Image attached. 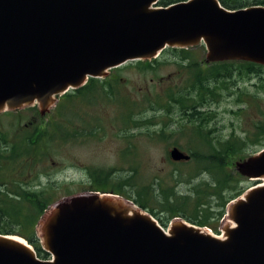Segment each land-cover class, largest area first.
<instances>
[{
  "label": "water",
  "instance_id": "1",
  "mask_svg": "<svg viewBox=\"0 0 264 264\" xmlns=\"http://www.w3.org/2000/svg\"><path fill=\"white\" fill-rule=\"evenodd\" d=\"M157 1L0 0V113L37 104L44 114L89 78L166 48L203 44L207 63L264 66L263 5ZM169 157L190 159L177 147ZM236 165L242 176L263 180L264 147ZM226 208L232 224L218 237L178 217L164 229L112 192L73 195L51 204L37 222L51 259H40L23 238L0 234V264H264V182Z\"/></svg>",
  "mask_w": 264,
  "mask_h": 264
},
{
  "label": "trees",
  "instance_id": "2",
  "mask_svg": "<svg viewBox=\"0 0 264 264\" xmlns=\"http://www.w3.org/2000/svg\"><path fill=\"white\" fill-rule=\"evenodd\" d=\"M179 1L183 0H159L156 5L166 7ZM218 1L228 9L250 5L264 6V0ZM198 50L203 52L204 46L201 44L190 48H166L159 55L164 59L158 56L152 58L153 60L128 62L129 66H134L139 71L151 73H155L167 63L176 64L184 75L185 83L166 96H146V100L141 102H130L135 112L131 108L127 110L128 114L122 112L121 128L123 132L132 127L139 130L141 127L145 129L157 125V118L168 117L170 108L177 106L180 118L184 120L186 130L188 129L189 135L192 136L189 142L194 144L189 150L190 159L187 162L193 163V171L182 177V172L176 170L167 178L156 175L145 182L135 181L139 170L136 163H131L129 173L120 177H111V171L98 172L94 169L90 172L89 189L112 192L131 199L153 216L157 214L152 206L153 201H156L158 208L168 214L165 220H159L163 227L171 218L183 216L195 225L216 230V224L225 212L226 204L243 192V189L238 187L241 180L229 172L230 161L237 155L243 156L249 149L264 146V117L253 124V130L247 131V135L245 133L241 137L242 135L232 132L226 139H220L210 135L212 111H205L204 108L218 103L224 91L230 92L235 76L249 79L255 75L262 81L259 88H264V66L248 61L207 63L204 57H199ZM118 85L121 83L117 74L110 73L104 78H89L84 86L59 97L52 119L49 118L44 123L29 120L23 126L17 124L10 129H3L0 124V234L22 237L40 258H47L48 254L41 249L36 226L43 212L59 199L58 187L63 185L58 184V180H52V175L48 172V161L52 158L54 145L60 148L68 141L70 121L67 114L71 103H78L84 108L101 104L103 100L109 101L112 97L115 98ZM244 94L247 95L245 92ZM126 99L122 97L116 100L117 103L126 105V102H129ZM145 102L146 105H142ZM63 111H66L65 115ZM160 126L152 132L145 129L143 134L152 139L163 138L168 133L166 127L169 123L164 121ZM74 132L82 134L81 129L74 128ZM127 137L126 135L125 138ZM197 142L203 148L198 146ZM206 173L211 175L209 181L198 179L201 174ZM195 179L199 181L193 182ZM179 183L188 184L185 193L175 190ZM127 187H131L135 193L134 199L126 193ZM212 201L215 204L212 205Z\"/></svg>",
  "mask_w": 264,
  "mask_h": 264
},
{
  "label": "rangeland",
  "instance_id": "3",
  "mask_svg": "<svg viewBox=\"0 0 264 264\" xmlns=\"http://www.w3.org/2000/svg\"><path fill=\"white\" fill-rule=\"evenodd\" d=\"M198 54L199 57H204L205 50L203 52L198 50ZM195 55L197 56L196 52ZM159 58L164 59L161 56ZM111 74H117L121 83V85H118L119 88L115 90V98L112 97L109 101L103 100L101 104L88 105L90 107L85 106L84 108L78 103H71V108L67 114L70 121L69 126L70 128L72 126V129H81L83 134L76 137L71 136L72 138L69 137L68 141L63 143L60 148L54 145L52 158L48 161L50 167L48 172L52 175V180H58V184L62 185L63 183L62 186H64L58 187L57 192L59 193L57 195L59 199L57 202L73 195L90 192V172L94 169H97L98 172L111 171V177L113 175L120 177L129 173L128 169L131 163H136V167L139 170L135 176V181L144 180L145 182L150 181L156 175L167 178L171 172L176 170L181 171L183 177L194 169L193 163L183 165L181 163H170L167 159L169 145L171 146L175 143L187 154L190 153L189 150L194 145L192 142H189L192 140V136H190L191 134L189 135L188 129L186 130L184 120L180 118L177 106L170 108L171 112L168 117L157 118V125L145 128L149 129V132H152L161 127L160 125L164 121H168L169 126L166 127L168 133L163 138L152 139L145 136L143 134L145 129L142 127L139 130L136 127H132L128 131L121 132V128L123 127L122 112L124 111L125 114H128L127 110L130 108L135 112L130 102H141L143 99L146 100V96L148 98L159 94L166 96L170 92L173 93V90L177 89V87L184 85V75L179 71L177 65L167 63L162 65L155 73H151L139 71L134 66H129L127 62L112 69ZM260 84H262V81L255 75L249 79H241L235 76L234 84L230 86V92L224 91L223 97L218 103H213L204 108L205 111H212L210 114L212 120L209 124V128L211 129L210 135L212 137L226 139L232 132L235 135H242L241 137H243L247 131L253 130L255 122L263 119L264 88H259ZM121 96L125 99L127 98L126 101H129L126 102V105H122L120 102L117 103L116 99L122 98ZM142 105L145 106L146 102ZM54 108L55 106L51 107L44 114L41 113L37 104L12 111H4L0 113V124L3 126V129H10L17 126V124L23 126L29 120L44 123L49 120L48 117L51 119L54 117ZM7 112L10 113L7 114ZM63 113L65 115L66 111H63ZM149 115H151V112ZM170 132L172 134H169ZM126 135L128 136L127 138H125ZM197 144L203 148L199 142ZM261 148L263 147L249 149L243 156L237 155L230 161L229 172L241 180L238 183V187L243 189V192L236 198L240 197L253 184L263 183L262 180H250L242 176L238 173L236 165L237 162L256 154ZM210 177L211 175L206 173L201 174L198 179L209 181ZM198 179L193 180V182H198ZM53 186L55 187V183ZM187 189L188 184L184 183H179L175 188L180 193H185ZM69 191L71 192L68 194ZM125 191L129 195H132L133 199L135 198V193L131 187L125 188ZM236 198L230 201H234ZM156 204L157 202L153 201L152 206L154 207V212L157 214L156 216L152 215V217L159 223V220H165L168 214L160 210ZM213 204H215L214 201H212ZM226 206L225 212L216 224L217 231L207 226L202 227H205L213 235L221 236L224 224H232L231 219L227 216ZM137 207L139 206L137 205ZM176 217L187 221L183 216ZM173 219L174 217L168 220L165 227L159 224L164 229H167ZM187 222L191 223L190 221ZM37 237L40 240L38 231ZM46 257L39 258L50 259L51 255L48 254Z\"/></svg>",
  "mask_w": 264,
  "mask_h": 264
},
{
  "label": "flooded vegetation",
  "instance_id": "4",
  "mask_svg": "<svg viewBox=\"0 0 264 264\" xmlns=\"http://www.w3.org/2000/svg\"><path fill=\"white\" fill-rule=\"evenodd\" d=\"M115 68H117V67H115ZM112 69H114V68H112ZM112 69H109L108 70V73H107V75L106 76H108L110 73H111V71H112ZM105 76V77H106ZM104 78V77H103ZM88 81V80H87ZM87 81H86V83H87ZM85 83V84H86ZM84 84V85H85ZM84 85H82V86H84ZM82 86H80V87H82ZM79 88V87H78ZM78 88H76V89H78ZM76 89H74V90H76ZM74 90H70V92H73ZM48 119H49V117H48ZM85 131V130H84ZM82 134H83V132H82ZM82 134H78V133H76V132H74V129H72V126H71V128L69 129V137H76V136H78V135H82ZM71 137V138H72ZM173 147H177L179 150H181V151H183L178 145H175V144H172L171 146L169 145V150H168V154H169V151L173 148ZM184 152V151H183ZM168 161L170 162V163H187V162H189V160L188 161H184V160H180V161H173V160H171L170 159V157H169V155H168Z\"/></svg>",
  "mask_w": 264,
  "mask_h": 264
},
{
  "label": "bare ground",
  "instance_id": "5",
  "mask_svg": "<svg viewBox=\"0 0 264 264\" xmlns=\"http://www.w3.org/2000/svg\"><path fill=\"white\" fill-rule=\"evenodd\" d=\"M153 60V59H152ZM262 182H264V179L262 180ZM16 239H18L21 242H25L22 238L18 237V236H14Z\"/></svg>",
  "mask_w": 264,
  "mask_h": 264
}]
</instances>
